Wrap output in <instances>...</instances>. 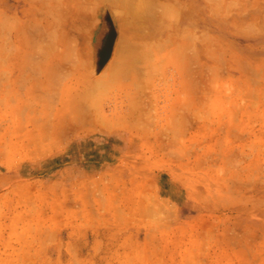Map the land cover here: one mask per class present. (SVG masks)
I'll use <instances>...</instances> for the list:
<instances>
[{
  "label": "rangeland",
  "instance_id": "obj_1",
  "mask_svg": "<svg viewBox=\"0 0 264 264\" xmlns=\"http://www.w3.org/2000/svg\"><path fill=\"white\" fill-rule=\"evenodd\" d=\"M37 16L0 0V264H264V0L102 89L37 87Z\"/></svg>",
  "mask_w": 264,
  "mask_h": 264
},
{
  "label": "crops",
  "instance_id": "obj_2",
  "mask_svg": "<svg viewBox=\"0 0 264 264\" xmlns=\"http://www.w3.org/2000/svg\"><path fill=\"white\" fill-rule=\"evenodd\" d=\"M36 9L35 25L47 27L35 45L40 89H102L109 77L146 66L166 74L199 56V0H36Z\"/></svg>",
  "mask_w": 264,
  "mask_h": 264
},
{
  "label": "bare ground",
  "instance_id": "obj_3",
  "mask_svg": "<svg viewBox=\"0 0 264 264\" xmlns=\"http://www.w3.org/2000/svg\"><path fill=\"white\" fill-rule=\"evenodd\" d=\"M104 52H105V51H104ZM103 56H104V55H103ZM103 56H102V58H101L102 60H104Z\"/></svg>",
  "mask_w": 264,
  "mask_h": 264
}]
</instances>
